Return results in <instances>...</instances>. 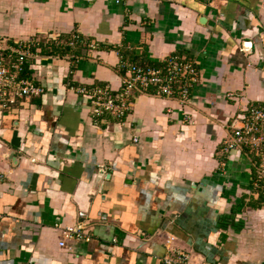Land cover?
Masks as SVG:
<instances>
[{
	"label": "crops",
	"instance_id": "0c3cea01",
	"mask_svg": "<svg viewBox=\"0 0 264 264\" xmlns=\"http://www.w3.org/2000/svg\"><path fill=\"white\" fill-rule=\"evenodd\" d=\"M26 41L45 91L0 106V264H264L254 155L222 151L264 108V0H0V57ZM171 56L197 70L186 105L151 88L124 120L92 116L80 87ZM85 220L90 240L65 239Z\"/></svg>",
	"mask_w": 264,
	"mask_h": 264
},
{
	"label": "built area",
	"instance_id": "2783aa9c",
	"mask_svg": "<svg viewBox=\"0 0 264 264\" xmlns=\"http://www.w3.org/2000/svg\"><path fill=\"white\" fill-rule=\"evenodd\" d=\"M80 40L75 35L70 45L74 46ZM92 48L95 44L89 45ZM36 49V52H33ZM40 48L35 42L26 41L11 46L0 57V106L10 109L17 103L40 96L45 89L26 74V64L29 58L35 56ZM125 73L122 75L119 89L114 90L109 84L83 86L79 92L90 97L92 116L98 120L104 116L124 120L132 107V101L139 92L155 88L156 94L163 97L178 98L186 105L191 94V88L197 81V70L190 62L179 56H171L163 67L139 65L134 62H123ZM250 148L255 158L257 177L255 185L261 186L264 192V108L252 106L242 118L240 126L223 141L222 151L229 153L236 148ZM7 174L0 170V182ZM260 183V184H259ZM84 217L85 213L80 212ZM1 217V214H0ZM87 221H80L76 226L66 229L65 239L79 242L91 238L87 230ZM61 246L66 241L60 242ZM165 255L162 264H193L190 254L183 250Z\"/></svg>",
	"mask_w": 264,
	"mask_h": 264
},
{
	"label": "water",
	"instance_id": "95a60500",
	"mask_svg": "<svg viewBox=\"0 0 264 264\" xmlns=\"http://www.w3.org/2000/svg\"><path fill=\"white\" fill-rule=\"evenodd\" d=\"M248 45H249L248 47L251 46L250 43H248ZM104 175H105V170H104L103 168H101V170H100V172H99V175H98V178L100 179V178H102Z\"/></svg>",
	"mask_w": 264,
	"mask_h": 264
}]
</instances>
